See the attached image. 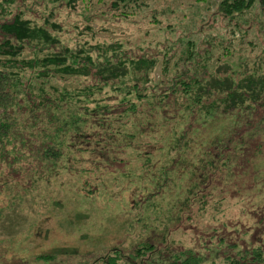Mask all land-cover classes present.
Here are the masks:
<instances>
[{"label":"trees","instance_id":"16d2710c","mask_svg":"<svg viewBox=\"0 0 264 264\" xmlns=\"http://www.w3.org/2000/svg\"><path fill=\"white\" fill-rule=\"evenodd\" d=\"M16 2L0 1V13L9 16L0 24L4 35L0 41V147L15 150L7 146L22 136L19 125L26 126V120L21 112H29L42 120L39 130L47 134L46 146L37 153L52 163L68 160L77 151H89L94 161L105 159L116 147L125 154L120 159H138L139 168H148V173L155 170L148 175L149 181L157 178L150 192L154 197L159 192L164 196L161 187L174 182L173 171L180 173L176 164L190 176L198 175L177 205L178 222L188 219L192 210L206 213L207 201L213 200L217 209V201L225 197L239 198L252 210L264 208V60H254L252 66L245 62L230 72L220 67L213 70L209 68L213 60H206L191 38L178 55L167 44L156 52L141 47L137 52L120 40L70 44L60 38L61 26L51 18L53 10L38 22L24 16V10L12 9ZM256 3L264 16V0H218L217 9L229 23H237L236 14ZM111 4L125 17L141 2L112 0ZM28 49L34 54L25 56ZM158 61L156 79L152 71ZM62 76L75 85L60 88L49 82ZM18 106L24 109L20 112ZM41 112L42 118L37 114ZM215 117L224 121L223 128L203 136L207 128L203 126ZM201 130V138L195 139ZM246 233L242 231L243 238ZM155 248V243L147 241L132 255L140 257ZM251 249L254 254L248 261L241 260L243 252L238 248L239 256L228 255L227 262L264 264V244L255 240ZM113 253L104 258V264H134L121 248ZM167 264H201V257L180 249Z\"/></svg>","mask_w":264,"mask_h":264},{"label":"rangeland","instance_id":"374dc122","mask_svg":"<svg viewBox=\"0 0 264 264\" xmlns=\"http://www.w3.org/2000/svg\"><path fill=\"white\" fill-rule=\"evenodd\" d=\"M111 1L17 0L12 9L24 10V16L38 22L53 10L51 18L61 26L59 36L70 44L120 40L137 52L141 48L156 52L167 44L178 55L191 38L203 57L213 60L209 65L213 70L230 72L245 62L252 66L254 60H264V16L257 3L237 13V23H229L217 9L218 0H138L141 4L125 17ZM8 18L0 13V24ZM24 54L34 53L28 49ZM152 74L158 79L160 61ZM49 82L60 88L75 85L65 76ZM41 113L40 118L45 115ZM21 115L26 120V126L19 125L22 136L7 146L15 150L0 147V264H104V258L119 248L134 264H167L180 249L199 255L201 264H229L226 256H239L238 248L241 260L248 261L254 254L251 244L255 240L264 244V208L252 210L239 198L225 197L214 209L217 205L206 196V213L192 210L190 221L189 217L178 222L177 205L198 175L190 176L176 164L180 173L174 170V182L160 189L164 196L159 192L154 197L150 192L157 178L149 181L148 175L155 170L139 168L138 159H120L125 154L116 147L105 159L94 161L89 151H77L68 160L52 163L37 153L47 144V134L39 130L42 120L29 112ZM223 122L221 117L209 120L203 136H213ZM203 131L194 138L200 139ZM206 225L222 229L210 226L205 232ZM147 241L156 248L133 256L134 249Z\"/></svg>","mask_w":264,"mask_h":264}]
</instances>
